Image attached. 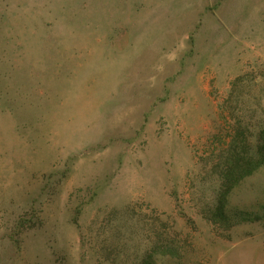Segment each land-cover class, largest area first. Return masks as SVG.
Wrapping results in <instances>:
<instances>
[{"label": "rangeland", "instance_id": "374dc122", "mask_svg": "<svg viewBox=\"0 0 264 264\" xmlns=\"http://www.w3.org/2000/svg\"><path fill=\"white\" fill-rule=\"evenodd\" d=\"M0 264H264V0H0Z\"/></svg>", "mask_w": 264, "mask_h": 264}, {"label": "trees", "instance_id": "16d2710c", "mask_svg": "<svg viewBox=\"0 0 264 264\" xmlns=\"http://www.w3.org/2000/svg\"><path fill=\"white\" fill-rule=\"evenodd\" d=\"M244 151L237 152L238 149V137L233 136L231 141L228 143V155L230 162L228 168L222 173V177L227 181V191L238 181L252 174L261 164L254 155L251 154V144L248 139H243ZM223 207L220 206L217 211L220 215H223Z\"/></svg>", "mask_w": 264, "mask_h": 264}]
</instances>
